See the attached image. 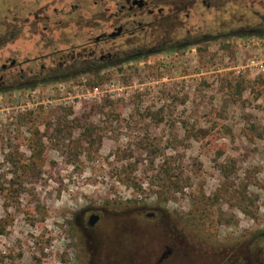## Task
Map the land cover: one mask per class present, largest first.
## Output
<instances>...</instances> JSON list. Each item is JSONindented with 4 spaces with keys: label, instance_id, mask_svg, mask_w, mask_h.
Listing matches in <instances>:
<instances>
[{
    "label": "rangeland",
    "instance_id": "obj_1",
    "mask_svg": "<svg viewBox=\"0 0 264 264\" xmlns=\"http://www.w3.org/2000/svg\"><path fill=\"white\" fill-rule=\"evenodd\" d=\"M85 10L99 12L92 0H0V264H90L76 224L84 212L104 217L110 247L131 236L121 215L156 214L185 247L209 258L238 247L241 264L250 253L264 264V37L17 88L64 63L57 50L84 45L94 24L78 18ZM227 10L191 23L227 35L259 22ZM192 256L184 264L215 263Z\"/></svg>",
    "mask_w": 264,
    "mask_h": 264
},
{
    "label": "flooded vegetation",
    "instance_id": "obj_2",
    "mask_svg": "<svg viewBox=\"0 0 264 264\" xmlns=\"http://www.w3.org/2000/svg\"><path fill=\"white\" fill-rule=\"evenodd\" d=\"M228 6L236 9L245 8L256 21H259L255 22L252 18L243 21L244 26L239 30L264 28V16L257 14L258 8L264 10V0H101L100 3H95L98 13L85 10L89 17L78 16L82 21L90 20L94 23L83 27L90 33L84 45L80 47L72 45L66 51L54 52L51 57L61 55L62 59H65L57 69L49 67L46 70L47 66L41 65L36 72V61L41 59L31 60L29 62L31 71L37 73L36 80L41 77L52 78L70 75L96 61L102 62V66L106 61H122L133 53H151L155 56L153 53L166 47L218 41L230 37L234 31L227 35L221 32L216 34L204 32L203 27L191 23V17L194 13H208L214 10L217 15H223L224 11H228ZM79 9L77 5L74 12ZM225 29L236 28L223 27V32ZM2 85L1 83L0 89ZM87 213L78 216L76 224L84 235L85 244L91 255L90 264H184V261L192 260V255L198 253L202 254L200 258L207 262L215 261L214 264H241L240 255L246 253L245 251L241 253L240 248L233 247L215 250L211 253L216 255L209 258V252H201L196 245H192L191 248L184 246L185 239L179 235L172 220L164 218L157 221L156 214L143 213L120 216L124 218L120 219L121 225H118L131 236L124 238L121 235L114 241V247H110V239L103 231L106 226L104 217L96 213L86 217ZM154 228L162 232L161 238L151 237L149 233ZM159 242L165 245L166 251L160 250ZM203 253L206 256H203ZM244 259L246 264H251V253Z\"/></svg>",
    "mask_w": 264,
    "mask_h": 264
},
{
    "label": "trees",
    "instance_id": "obj_3",
    "mask_svg": "<svg viewBox=\"0 0 264 264\" xmlns=\"http://www.w3.org/2000/svg\"><path fill=\"white\" fill-rule=\"evenodd\" d=\"M94 3L98 2L100 3L101 0H92ZM47 8V7H46ZM45 8V11H47L48 9ZM44 11V12H45ZM258 13L257 14H261L262 16H264V10L261 11L259 8L257 9ZM41 13V14H44ZM36 20L39 21L40 20V16L39 15H36ZM47 21V20H46ZM88 22H90V20H88ZM92 23V21H91ZM230 37H242V38H248V37H264V28H255V29H247V30H238L237 32H234V33H231L229 35ZM201 44V43H200ZM198 43H190V44H185V45H180V46H176V47H166L165 49H161L159 51H157L156 53H153V54H162V53H165V52H177V51H183L184 49H187V48H191V47H194V46H198L200 45ZM151 53H133L132 55H130V57H127L125 59H123L122 61H114V62H109V61H106L102 66H98L96 63H93L90 66L87 67L86 65V68L82 69V68H79L80 70H77L75 71L74 73H70V75H61V76H55V77H52V78H45V79H42V80H39V79H33L32 81H29L25 84H21L20 86H18L17 88H35L36 86L40 85V84H46V83H50V82H57V81H64V80H67L69 78H73V77H76V76H79L80 74H97V73H100L103 69H106L108 67H113V66H117L118 64L121 63H126V62H131V61H134V60H140V59H146V58H149L151 57L150 56ZM154 56V55H153ZM80 64V63H79ZM8 89L7 88H4L2 89L1 91H7Z\"/></svg>",
    "mask_w": 264,
    "mask_h": 264
},
{
    "label": "built area",
    "instance_id": "obj_4",
    "mask_svg": "<svg viewBox=\"0 0 264 264\" xmlns=\"http://www.w3.org/2000/svg\"><path fill=\"white\" fill-rule=\"evenodd\" d=\"M261 67H260V71L261 72H264V65L262 64V65H260ZM92 94L94 95V96H97V95H99V94H101V88L100 87H95L92 91Z\"/></svg>",
    "mask_w": 264,
    "mask_h": 264
}]
</instances>
